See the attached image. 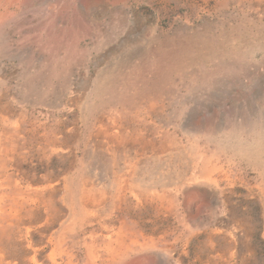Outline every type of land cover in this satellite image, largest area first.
<instances>
[{
  "label": "rangeland",
  "instance_id": "1",
  "mask_svg": "<svg viewBox=\"0 0 264 264\" xmlns=\"http://www.w3.org/2000/svg\"><path fill=\"white\" fill-rule=\"evenodd\" d=\"M260 133L264 0H0V264H264Z\"/></svg>",
  "mask_w": 264,
  "mask_h": 264
},
{
  "label": "bare ground",
  "instance_id": "2",
  "mask_svg": "<svg viewBox=\"0 0 264 264\" xmlns=\"http://www.w3.org/2000/svg\"><path fill=\"white\" fill-rule=\"evenodd\" d=\"M150 107L152 108L153 106L151 105ZM259 137L262 138V139H264V134L263 133H260L259 134ZM239 148L241 149L240 152H242L246 156L256 157V158H259L261 156L260 155V152L255 147L244 148L242 146V147H239Z\"/></svg>",
  "mask_w": 264,
  "mask_h": 264
},
{
  "label": "crops",
  "instance_id": "3",
  "mask_svg": "<svg viewBox=\"0 0 264 264\" xmlns=\"http://www.w3.org/2000/svg\"><path fill=\"white\" fill-rule=\"evenodd\" d=\"M224 26L227 27L226 25H223L222 27H224ZM222 27H221V28H222ZM228 30H229V29H226V31H227V36H225V37H231L232 35H237L236 33L233 34V33H231V32H228ZM239 35H240V34H239ZM220 36H221V35H220Z\"/></svg>",
  "mask_w": 264,
  "mask_h": 264
}]
</instances>
